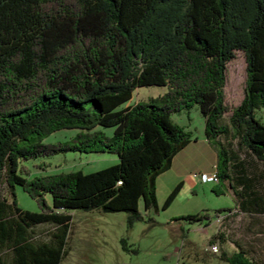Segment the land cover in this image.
I'll use <instances>...</instances> for the list:
<instances>
[{
    "label": "trees",
    "instance_id": "obj_1",
    "mask_svg": "<svg viewBox=\"0 0 264 264\" xmlns=\"http://www.w3.org/2000/svg\"><path fill=\"white\" fill-rule=\"evenodd\" d=\"M237 50L245 79L240 100L229 107L225 70ZM143 85L166 88L122 105ZM193 105L216 154L212 189L225 183L234 197L214 216L244 212L261 224L264 172L242 173L234 149L264 163V122L253 115L264 107V0H0V264H59L73 208L124 211L127 225L143 218L140 198L144 210L156 209V175L195 139L170 115ZM60 128L76 131L42 141ZM67 150L108 151L118 160L89 172L36 175L23 163ZM14 185L38 210L16 203ZM175 218L209 221L206 211ZM221 231L208 242L222 240ZM120 244L133 250L124 237ZM218 256L229 264L264 263L238 241Z\"/></svg>",
    "mask_w": 264,
    "mask_h": 264
},
{
    "label": "rangeland",
    "instance_id": "obj_2",
    "mask_svg": "<svg viewBox=\"0 0 264 264\" xmlns=\"http://www.w3.org/2000/svg\"><path fill=\"white\" fill-rule=\"evenodd\" d=\"M244 79V58L241 51L237 50L234 57L227 61L225 70L224 102L229 107L240 100ZM165 88L164 85L138 86L122 105L155 96ZM227 114L228 112H225L224 117ZM253 115L264 122V107L254 108ZM170 117L190 130L195 139L187 147L188 153L184 162L177 163L155 178L157 208L144 210L140 198L138 209L143 218L134 220L131 225H127L124 211L79 208L69 210L71 231L68 249L59 264H229L218 256V243L216 250L211 247L208 242L211 234L217 230L225 232L224 246L227 248L234 247L236 240H251L252 237L262 236L264 214L258 215L262 219L261 224L260 220H257L258 223H251L247 226L248 229H245V222L251 214L248 216L244 212L236 211L226 222V219H222V214H218V220L215 218V209L223 211L225 207H232L234 197L225 183L219 186L220 191L215 192L212 186L216 179L202 180L200 177L201 173L209 175L214 171L216 155L213 146L203 139V119L197 106L176 111ZM104 130L110 134L111 127H104ZM75 131V128H60L46 135L42 141L64 140ZM234 153L236 160L242 162V173L244 170L247 173L264 172L263 161L256 159L246 149L235 147ZM117 160V155L108 151L67 150L28 158L23 163L27 166L29 175H36L74 169L89 172L113 164ZM42 162L44 165L40 166ZM178 181H181V186L176 195L168 205L162 207L164 197ZM14 195L21 208L38 210L35 199L20 185H14ZM44 198L50 203L48 192L44 194ZM197 211L208 213V223L206 218L194 222L175 218ZM258 227L261 229H257ZM121 237L125 238L127 247L133 250L121 247ZM252 252L264 262V253L258 252V255L255 251Z\"/></svg>",
    "mask_w": 264,
    "mask_h": 264
},
{
    "label": "crops",
    "instance_id": "obj_3",
    "mask_svg": "<svg viewBox=\"0 0 264 264\" xmlns=\"http://www.w3.org/2000/svg\"><path fill=\"white\" fill-rule=\"evenodd\" d=\"M203 139H205V141L208 143V141H207V139L205 138V136H204V133H203ZM194 140H190L184 147H182L180 150H178L173 156H172V159H171V163H170V166L167 168V169H165L164 171H166V170H168V169H170L172 166H174V165H176L177 163H179V162H184V160L187 158L186 157V154L188 153V146L193 142ZM216 155V154H215ZM164 171H162V172H164ZM162 172H160V173H162ZM159 173V174H160ZM158 174V175H159ZM158 175H156V177L158 176ZM155 177V178H156ZM233 209V208H232ZM230 218H232V214L225 220V222L226 221H228V219H230ZM251 224V222L249 221V220H247L246 222H245V229L247 228V226L248 225H250ZM263 231V233H262V236H260L259 238L258 237H252L251 238V240H236V241H238L240 244H241V246L242 247H244L245 249H247V250H249V252L251 251H255L258 255H259V253L260 254H262V253H264V230H262ZM222 235H223V239L222 240H220L219 239V236L217 235L213 240H212V242H210L211 243V245L212 244H215V245H217V243H218V245H219V248H223V249H225L226 251H231V250H233L234 248H235V246L234 247H232V248H227V247H225L224 246V241L226 240V238L224 239V237H225V235H226V233L225 232H222ZM246 238V237H245ZM245 238H243V239H245ZM259 252V253H258Z\"/></svg>",
    "mask_w": 264,
    "mask_h": 264
},
{
    "label": "built area",
    "instance_id": "obj_4",
    "mask_svg": "<svg viewBox=\"0 0 264 264\" xmlns=\"http://www.w3.org/2000/svg\"><path fill=\"white\" fill-rule=\"evenodd\" d=\"M200 177H201L202 180H205V179H216V175H215L214 171L211 174H209V175H207L206 173H201ZM215 218L218 220L219 216L217 215ZM211 247L216 250V245L215 244H212Z\"/></svg>",
    "mask_w": 264,
    "mask_h": 264
}]
</instances>
